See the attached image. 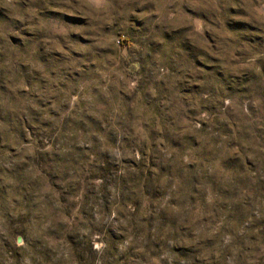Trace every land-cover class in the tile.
Wrapping results in <instances>:
<instances>
[{
	"label": "rangeland",
	"instance_id": "rangeland-1",
	"mask_svg": "<svg viewBox=\"0 0 264 264\" xmlns=\"http://www.w3.org/2000/svg\"><path fill=\"white\" fill-rule=\"evenodd\" d=\"M0 264H264V0H0Z\"/></svg>",
	"mask_w": 264,
	"mask_h": 264
},
{
	"label": "water",
	"instance_id": "water-1",
	"mask_svg": "<svg viewBox=\"0 0 264 264\" xmlns=\"http://www.w3.org/2000/svg\"><path fill=\"white\" fill-rule=\"evenodd\" d=\"M20 240V239H19Z\"/></svg>",
	"mask_w": 264,
	"mask_h": 264
}]
</instances>
